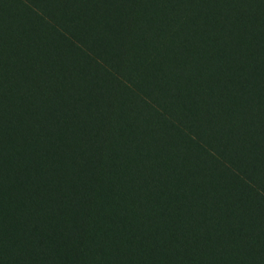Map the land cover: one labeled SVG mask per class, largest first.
<instances>
[{"label":"trees","instance_id":"16d2710c","mask_svg":"<svg viewBox=\"0 0 264 264\" xmlns=\"http://www.w3.org/2000/svg\"><path fill=\"white\" fill-rule=\"evenodd\" d=\"M140 2L0 0V177L30 172L12 203L0 180V264H264V54L174 40L206 9L252 5ZM25 199L48 231L28 256L8 233Z\"/></svg>","mask_w":264,"mask_h":264},{"label":"rangeland","instance_id":"374dc122","mask_svg":"<svg viewBox=\"0 0 264 264\" xmlns=\"http://www.w3.org/2000/svg\"><path fill=\"white\" fill-rule=\"evenodd\" d=\"M240 3V0H236ZM243 2V0H242ZM246 2L251 3L250 6L246 5L244 8L245 11L239 12L240 8L237 9V15L230 12L228 9H215L210 8L209 10L206 9L197 19L190 20L186 25L188 29L190 27L194 29L192 30V35L190 34V39H183L179 36H175L174 40L177 44H184L187 45V43H192L194 45V54H199L201 51L204 50V48L208 47L211 51L217 52L221 47L217 43L216 36H220L225 38V46L223 48V54L229 55L232 53L234 56H254L255 54L262 55L264 54V5L261 4L260 0H246ZM135 7L138 9V14L141 16L140 11L142 8V2L140 0H135L134 3ZM175 5H171L170 3L167 4V6H164L161 10L162 14L170 13L172 12ZM243 8V7H242ZM239 13V14H238ZM137 17L141 18V17ZM233 16H236V22L233 19ZM98 21V19H96ZM83 23V21H82ZM175 27V24L169 26L166 28L165 32L167 35H169L170 39L172 37L171 35V29ZM161 31H163V23L161 26ZM93 37L101 38L105 42V44L108 46L109 49L113 50V44L109 38V36H106V34L103 33H95ZM163 38V37H162ZM154 44V42H153ZM169 51L171 52L173 50V59H176L179 57V51L177 52L174 50L173 45H169L168 47ZM117 50H115L116 52ZM176 70V68L173 66H170L167 70L166 74L162 71V74L171 76L173 74V71ZM219 72L221 74L225 75L224 68L220 69ZM166 76V77H167ZM67 81L71 82L76 90H80L84 88V83L81 82L79 79L74 77H67ZM97 83L100 87L101 92H106V89L108 91V87L111 89L116 90L117 92L124 93L125 96H127L128 90L121 87V89L117 90L116 86H111L109 83L106 82L103 77L99 76L97 79ZM96 86L94 85V88ZM83 90V89H82ZM123 91V92H122ZM158 121V120H157ZM208 120L201 122L200 126H203L207 123ZM159 124V122H158ZM160 129V124H159ZM156 133H158L156 131ZM158 136V135H157ZM203 145V147H206L205 143L206 141H200V145ZM186 146L191 149L194 147L191 146L189 142L186 143ZM256 161L264 168V163L259 159L256 158ZM201 170H198L197 172V179H200L203 174L204 175H211V170H206V167L204 165L201 166ZM24 170L21 174V177H14V176H7V174L2 170V177H0V180H6V186L10 187L15 190L14 197L11 194V197L13 198L11 200L14 201V198H17L16 192L22 194L24 186L28 184V178L30 177ZM31 175V174H30ZM250 178H248V181ZM48 187V184L46 185ZM33 188H30L31 194H32ZM2 189L0 188V195H2ZM30 201L28 200H19V202L16 204L14 209L17 208V213L13 214L12 216L8 217V220L11 223V226H9L8 233L12 236L13 240L18 239L17 243L18 245H21V247L24 250L25 256H28L31 244L38 241H43L46 239L48 235L47 227L44 224H39L38 226L36 223L31 222V219H28L27 211L30 209L28 204ZM29 208V209H28ZM28 209V210H27ZM27 210V211H26ZM26 211V213L24 212ZM5 217V216H4ZM3 215L0 212V223L3 222ZM7 229V226H4V230ZM2 230V226L0 227V231Z\"/></svg>","mask_w":264,"mask_h":264}]
</instances>
